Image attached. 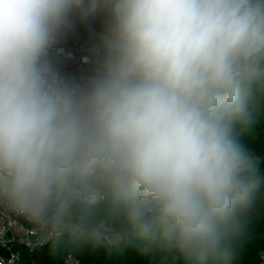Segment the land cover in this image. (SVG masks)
I'll return each mask as SVG.
<instances>
[{
  "label": "clouds",
  "instance_id": "obj_1",
  "mask_svg": "<svg viewBox=\"0 0 264 264\" xmlns=\"http://www.w3.org/2000/svg\"><path fill=\"white\" fill-rule=\"evenodd\" d=\"M94 19L92 73L68 80L51 53ZM261 99L264 0H0V202L47 228L99 180L129 240L230 264L261 183L239 132Z\"/></svg>",
  "mask_w": 264,
  "mask_h": 264
},
{
  "label": "trees",
  "instance_id": "obj_2",
  "mask_svg": "<svg viewBox=\"0 0 264 264\" xmlns=\"http://www.w3.org/2000/svg\"><path fill=\"white\" fill-rule=\"evenodd\" d=\"M81 23L92 24L97 28L101 26L99 19ZM239 139L240 143L258 158L261 183L243 232L232 248L230 264H255L259 253L264 252V99L257 103L253 123L248 129L239 132ZM88 182L104 193V199L94 203H82L67 193L63 197V208L59 216L90 226L104 222L117 231L120 240L107 243L88 234L62 232L32 251L17 246L25 264L57 263L66 253L76 256L79 264H183L175 254L158 248H145L139 241L129 240L119 205L111 191L102 181Z\"/></svg>",
  "mask_w": 264,
  "mask_h": 264
},
{
  "label": "built area",
  "instance_id": "obj_3",
  "mask_svg": "<svg viewBox=\"0 0 264 264\" xmlns=\"http://www.w3.org/2000/svg\"><path fill=\"white\" fill-rule=\"evenodd\" d=\"M81 22L76 20L75 27L67 32L51 53V59L60 74L76 82L85 80L92 73L96 59L94 45L101 27L83 25ZM68 194L82 203H94L105 197L98 187L88 181L78 183ZM58 220V224L53 223L47 228L36 229L0 202V264H25L17 246L32 251L62 232H79L96 237L98 234V239L107 243L116 242L121 238L113 227L104 222L90 226L65 220L60 216ZM53 264H79V260L73 254L66 253L59 262ZM255 264H264V252L259 253Z\"/></svg>",
  "mask_w": 264,
  "mask_h": 264
}]
</instances>
